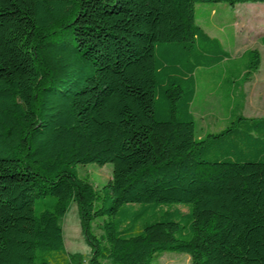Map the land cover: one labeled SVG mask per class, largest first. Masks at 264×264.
Masks as SVG:
<instances>
[{
  "label": "trees",
  "instance_id": "obj_1",
  "mask_svg": "<svg viewBox=\"0 0 264 264\" xmlns=\"http://www.w3.org/2000/svg\"><path fill=\"white\" fill-rule=\"evenodd\" d=\"M204 2L264 0H0V264H264V116L240 102L196 137L191 111L198 71L241 87L260 55L231 58ZM87 163L112 164L100 192ZM71 202L86 260L63 245Z\"/></svg>",
  "mask_w": 264,
  "mask_h": 264
},
{
  "label": "rangeland",
  "instance_id": "obj_2",
  "mask_svg": "<svg viewBox=\"0 0 264 264\" xmlns=\"http://www.w3.org/2000/svg\"><path fill=\"white\" fill-rule=\"evenodd\" d=\"M194 15L195 22L207 34L216 37L231 58L239 57L245 49L251 48H256L260 54L257 69L241 87L234 86L233 77L229 81L223 80L225 74H221L217 67L198 71L196 92L191 103V111L195 117V136L202 137L207 132L222 129L234 113L233 108L240 102L243 104V115L264 116V46L260 42V37L264 34V2L234 5L227 2L197 3ZM77 170L80 177L92 182L100 192L111 176L112 164L99 166L87 163L78 166ZM36 206L38 211V204ZM134 207L137 208V205ZM177 207L182 212L187 211L186 206ZM102 222L103 218L92 222V230L98 236L102 234ZM59 223L63 231L64 248L68 252H80L86 260L90 246L81 232L75 202L70 203ZM151 264H189V256L165 251L155 256Z\"/></svg>",
  "mask_w": 264,
  "mask_h": 264
},
{
  "label": "crops",
  "instance_id": "obj_3",
  "mask_svg": "<svg viewBox=\"0 0 264 264\" xmlns=\"http://www.w3.org/2000/svg\"><path fill=\"white\" fill-rule=\"evenodd\" d=\"M263 35H264V34H263ZM263 35H262V36H263ZM262 36H261V37H262ZM261 37H260V42H261ZM261 44H262V42H261ZM262 45H263V44H262ZM263 46H264V45H263ZM251 49H256V48H251ZM256 50H257V49H256ZM257 51H258V50H257ZM258 52H259V51H258ZM259 55H260V54H259ZM255 91H256V90H255Z\"/></svg>",
  "mask_w": 264,
  "mask_h": 264
}]
</instances>
